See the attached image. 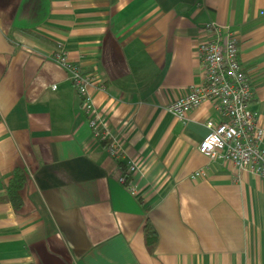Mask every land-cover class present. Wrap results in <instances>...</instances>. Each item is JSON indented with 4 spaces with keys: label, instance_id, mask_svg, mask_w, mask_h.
<instances>
[{
    "label": "crops",
    "instance_id": "1",
    "mask_svg": "<svg viewBox=\"0 0 264 264\" xmlns=\"http://www.w3.org/2000/svg\"><path fill=\"white\" fill-rule=\"evenodd\" d=\"M207 26L235 42L264 126V0H0V264H264V179L198 153L211 106L167 112L201 85ZM59 54L91 79L115 158Z\"/></svg>",
    "mask_w": 264,
    "mask_h": 264
},
{
    "label": "built area",
    "instance_id": "2",
    "mask_svg": "<svg viewBox=\"0 0 264 264\" xmlns=\"http://www.w3.org/2000/svg\"><path fill=\"white\" fill-rule=\"evenodd\" d=\"M200 32L205 36L196 41L194 54L201 85L192 87L187 95L170 104L167 112L183 122L190 111L205 104L211 106L214 115L205 124L207 136L200 143L198 153L211 162L223 163L228 169L247 171L264 179V126L249 112L254 95L239 63L235 42L223 36V30L217 27L207 26ZM52 61L70 76L94 139L99 144L107 143L105 150L115 158L117 149L110 141L112 135L99 122L94 100L88 95L91 79L67 63L61 54L52 56ZM134 172L130 167L119 181L132 195L129 177ZM199 177L198 173L192 179Z\"/></svg>",
    "mask_w": 264,
    "mask_h": 264
},
{
    "label": "trees",
    "instance_id": "3",
    "mask_svg": "<svg viewBox=\"0 0 264 264\" xmlns=\"http://www.w3.org/2000/svg\"><path fill=\"white\" fill-rule=\"evenodd\" d=\"M107 143H101L103 147H106ZM25 182L24 174L22 171L16 170L13 173L11 180L6 188L5 200L12 206L14 210H18L21 207V201L19 193L23 188ZM144 237L146 245L150 246L155 240V233L150 226H146L144 229Z\"/></svg>",
    "mask_w": 264,
    "mask_h": 264
}]
</instances>
